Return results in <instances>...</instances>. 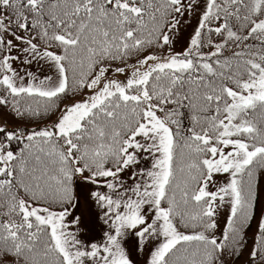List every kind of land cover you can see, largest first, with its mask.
<instances>
[{
  "label": "snow or ice",
  "instance_id": "1",
  "mask_svg": "<svg viewBox=\"0 0 264 264\" xmlns=\"http://www.w3.org/2000/svg\"><path fill=\"white\" fill-rule=\"evenodd\" d=\"M0 109V264H264V0H0Z\"/></svg>",
  "mask_w": 264,
  "mask_h": 264
},
{
  "label": "rangeland",
  "instance_id": "2",
  "mask_svg": "<svg viewBox=\"0 0 264 264\" xmlns=\"http://www.w3.org/2000/svg\"><path fill=\"white\" fill-rule=\"evenodd\" d=\"M193 24H195V19H193L192 21ZM191 32V28L188 27V28H185V29H182V34L184 36H187V34ZM186 43L185 40H181L180 43H178V45L176 46V50H181L182 46ZM31 70L32 71H37V66L35 64H33L31 66ZM41 74H47L48 73V70L47 68H44V69H41L40 70ZM145 166H150V162L149 161H144L143 162ZM217 179H223L222 177H218ZM261 190H262V196L264 195V186L261 184ZM226 216V212H222L221 214V227H223V217ZM259 216V215H258ZM251 248V245H249V249ZM244 256L248 259V250H245L244 252ZM245 261L244 259L240 258L239 260H237L235 262V264H245Z\"/></svg>",
  "mask_w": 264,
  "mask_h": 264
},
{
  "label": "trees",
  "instance_id": "3",
  "mask_svg": "<svg viewBox=\"0 0 264 264\" xmlns=\"http://www.w3.org/2000/svg\"><path fill=\"white\" fill-rule=\"evenodd\" d=\"M0 111L2 112L3 109H0ZM261 184L264 186V183L263 182H261ZM241 258L247 261V258L244 255Z\"/></svg>",
  "mask_w": 264,
  "mask_h": 264
}]
</instances>
